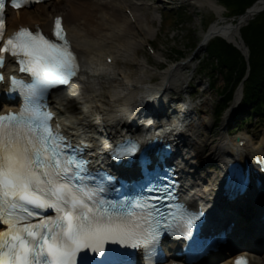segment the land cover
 Returning a JSON list of instances; mask_svg holds the SVG:
<instances>
[{
    "label": "snow or ice",
    "instance_id": "snow-or-ice-1",
    "mask_svg": "<svg viewBox=\"0 0 264 264\" xmlns=\"http://www.w3.org/2000/svg\"><path fill=\"white\" fill-rule=\"evenodd\" d=\"M23 2L12 0V5L21 8ZM4 6L0 0V11ZM5 29L0 19V67L11 56L35 80L12 77L29 102L19 113L0 115V222L7 226L0 232V264H131L117 259L123 255L118 248L107 246L152 252L165 230L191 239L203 211L171 203L177 200L172 185L121 192L114 176L92 171L84 148L73 145L63 129L53 125L54 114L37 103L79 72L62 18H55L54 38L27 27L6 37ZM139 150L136 142L130 148L117 146L114 155L124 159ZM111 192L123 199H108ZM49 209L55 217L41 215ZM236 264L248 262L239 257Z\"/></svg>",
    "mask_w": 264,
    "mask_h": 264
},
{
    "label": "bare ground",
    "instance_id": "bare-ground-1",
    "mask_svg": "<svg viewBox=\"0 0 264 264\" xmlns=\"http://www.w3.org/2000/svg\"><path fill=\"white\" fill-rule=\"evenodd\" d=\"M192 2L202 9L213 10L218 16V20L202 33V38L206 36L231 38L235 35L230 24L224 23L223 13L215 0H192ZM54 3L55 0H50L33 9L23 10L18 14L11 13L10 23L15 27L19 24H38L48 30L52 28V17L58 13H64L73 47L83 60L82 75L85 78L82 85L80 82L67 90L64 99V104L69 110L67 123L77 126V131L88 128L97 129L105 132V137H111L117 134V129L120 127L121 129L123 126L134 128L132 125L137 113L133 110H147L149 107L158 110L163 107L161 104L163 102L158 103V106H155L156 103L149 104L151 103L150 94L156 87L149 84L148 63H140L141 72L136 78H132L130 73L119 69L120 63L131 62L137 58L136 49L143 42L142 35H151L155 31L139 14L142 4H135L132 0H65L58 10ZM123 6L125 9L132 8L133 17L123 13ZM107 57L115 59L112 66L106 65ZM157 58H160V55ZM192 61L167 68L163 76L174 77L173 83H188L189 76L184 74V71L192 64ZM186 105L194 108L192 102ZM199 115L194 114V117L188 121V135L178 140L183 156L180 159L185 169L184 192L191 201L195 199L212 205L217 203L218 198L212 188L205 186L204 181L195 178L197 155L192 154L190 150L193 147L202 148L207 159L223 164L232 158L240 159L242 162L246 159L252 161L257 155L264 156V133L259 140H255L247 131L241 133L239 139L231 138L223 133L216 143L208 140L206 142L209 144H207L208 150L204 151L206 144L202 140H196L195 133L209 123L213 126L214 122L212 120L200 122V119L196 120ZM229 119L230 114L224 120L225 124ZM68 128L73 130L72 127L68 126ZM241 144L244 145L241 146ZM252 194L254 198L252 206L257 214L261 206L259 202H264V186L261 190L254 188ZM244 206L247 207V205ZM243 217L244 215H241V218ZM241 224L244 228L245 224ZM255 224L261 226L259 222ZM251 237H257L264 242V232L259 233L255 229ZM248 243L244 240L238 245ZM257 244L260 245L261 252L257 253L252 263L264 264V244ZM220 264L229 263L225 261Z\"/></svg>",
    "mask_w": 264,
    "mask_h": 264
},
{
    "label": "rangeland",
    "instance_id": "rangeland-1",
    "mask_svg": "<svg viewBox=\"0 0 264 264\" xmlns=\"http://www.w3.org/2000/svg\"><path fill=\"white\" fill-rule=\"evenodd\" d=\"M135 4H142L139 10V14L142 16L144 22L151 25L155 30L151 35L147 34L155 53L160 55V58H154L152 54L144 49L140 45L137 51V58L131 62L120 63L119 69L130 73L132 78L138 77L141 72L139 66L141 62L149 63L147 74L149 77V84L156 87L162 74L171 66H176L179 63L187 62L191 58L194 52L195 45H197L201 38L202 33L208 29L205 27L207 21L211 19L213 10L209 8H200L195 5L192 0H132ZM217 2V0H215ZM62 1L57 0L55 5L60 7ZM221 8L224 17V23H232L233 18H228L226 11L217 2ZM183 9L184 17L178 18V15L171 21L167 20L164 24L167 14L173 10ZM217 20L218 16L216 15ZM163 20V21H162ZM215 20H213L214 22ZM201 61L204 60V51L200 53ZM184 57V58H183ZM183 58V59H182ZM199 58V56H198ZM199 61L193 60L192 64L184 71L189 76L188 83H181L182 88L189 94L191 101L195 107V111L200 112L201 122L210 119L214 122L213 126H204L197 130L195 133L196 140H202L206 142H217L222 134H226L231 138L239 136V134L248 132L255 140L261 139L264 133V117H251L244 128H241L238 132L234 130L233 123L236 117L237 107L233 106L227 109L219 122L216 117V102L218 100V94L214 92L211 87V81L209 75L201 73L199 71ZM218 85L223 84V79L218 78ZM192 84V86H190ZM182 88L177 89V93ZM186 98V97H185ZM187 99V98H186ZM194 111V112H195ZM230 114V119L224 120ZM229 132V134H228ZM208 144V143H207ZM204 146L205 150H208V145ZM192 153L196 154L195 163H197L196 176L197 179H204L208 188L214 187L215 171L213 167H216L220 162L207 160L206 156L202 152V148L193 147ZM212 168V169H211ZM215 191V190H214Z\"/></svg>",
    "mask_w": 264,
    "mask_h": 264
},
{
    "label": "trees",
    "instance_id": "trees-1",
    "mask_svg": "<svg viewBox=\"0 0 264 264\" xmlns=\"http://www.w3.org/2000/svg\"><path fill=\"white\" fill-rule=\"evenodd\" d=\"M227 13L228 18H237L258 0H217ZM178 15L184 17L183 9L169 12L165 18L171 21ZM216 17L213 14L205 24L209 26ZM163 21V20H162ZM240 35L248 47L249 58L246 60L241 50L232 43L222 38L213 39L207 47V57L201 63V73L208 74L213 90L218 94V120L228 109L234 99L235 92L243 83L244 98L240 105L241 116H264V10L254 16L246 26L240 29ZM249 70V75L247 76ZM223 79V84L218 85V78ZM247 118L237 120L235 129L242 128L247 123Z\"/></svg>",
    "mask_w": 264,
    "mask_h": 264
},
{
    "label": "water",
    "instance_id": "water-1",
    "mask_svg": "<svg viewBox=\"0 0 264 264\" xmlns=\"http://www.w3.org/2000/svg\"><path fill=\"white\" fill-rule=\"evenodd\" d=\"M264 10V0H258L256 1L250 8H248L243 14L239 15L236 19L234 23H229L230 27H232L231 29L233 30V32H235L234 36L232 35L231 38H227V37H223L222 38L226 39L228 42L232 43L234 46H236L239 49H242V53L243 55L246 57V59H248V49L247 47L244 45V42L240 36V28H242L243 26H246L249 21L251 19L254 18L255 15H257L258 13H260L261 11ZM210 36H206L202 43L200 44V46L198 47V50L203 48L205 46V44L210 40ZM239 93H241L242 88L240 87L239 89Z\"/></svg>",
    "mask_w": 264,
    "mask_h": 264
}]
</instances>
